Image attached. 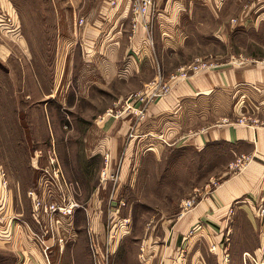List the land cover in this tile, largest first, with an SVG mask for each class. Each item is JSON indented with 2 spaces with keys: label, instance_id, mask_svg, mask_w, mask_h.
Returning a JSON list of instances; mask_svg holds the SVG:
<instances>
[{
  "label": "crops",
  "instance_id": "crops-1",
  "mask_svg": "<svg viewBox=\"0 0 264 264\" xmlns=\"http://www.w3.org/2000/svg\"><path fill=\"white\" fill-rule=\"evenodd\" d=\"M7 2L0 0L4 7ZM153 6L144 18L134 16L132 0H60V6L50 8L60 15L55 39L60 62L70 63L67 93L124 98L157 77L168 81V94L146 108L143 120L137 125L127 120L119 128L126 134L133 125L140 147L134 148L135 140L128 146L124 175L132 157L163 163L173 159L180 167L222 147L230 168L240 158L248 160L174 220L173 237L179 244L167 248L162 264H212L207 244L225 238L232 258L224 264H244L246 253L264 260V217L258 216L264 205V57L254 50L246 53L248 44L264 45L255 36L264 26V0H155ZM74 14L77 21H72ZM190 51L197 53L192 59L186 56ZM192 60L205 62V68L189 74L190 68L180 65ZM166 165L157 163L158 173ZM162 180L150 188H163ZM160 215V221L170 219L166 212ZM81 228L74 231L73 246L66 243L53 253V240L45 242L50 262L85 264ZM192 231L193 237L186 239ZM17 238L0 245V264H46L33 236L21 231Z\"/></svg>",
  "mask_w": 264,
  "mask_h": 264
},
{
  "label": "rangeland",
  "instance_id": "rangeland-1",
  "mask_svg": "<svg viewBox=\"0 0 264 264\" xmlns=\"http://www.w3.org/2000/svg\"><path fill=\"white\" fill-rule=\"evenodd\" d=\"M8 2L0 9L15 32L0 27V223L5 230L0 226V245H10L12 238L18 240L19 233L26 232L33 236L46 264H55L45 254L49 250L45 242L53 240L49 245L53 253L66 243L73 246L76 228L81 226L85 264H162L167 248L179 244L173 237L174 220L192 210L205 192L210 193L229 176L228 171L240 169L246 160L230 168L222 147L209 157L198 156L195 164L183 161L180 167L173 159L163 163L132 157L130 171L124 175L128 146L135 140L134 148L140 147L133 125L126 134L119 128L127 120L133 119L135 125L143 120L146 108L168 94V81L157 77L141 92L124 98L77 90L68 94L64 82L70 63L60 62L59 44H55L60 15L50 9L60 6V0ZM72 17L77 21L78 14ZM255 36L264 44V26ZM252 50L264 57V45L248 44L246 53ZM196 54L190 51L186 56L192 59ZM193 65L205 62L192 60L180 66L190 68V74L195 72ZM114 152L116 158L110 157ZM157 163L167 165L158 173ZM159 177L164 187L152 190ZM165 212L170 219L160 221ZM193 232L185 238H192ZM227 241L208 242V262H230Z\"/></svg>",
  "mask_w": 264,
  "mask_h": 264
},
{
  "label": "built area",
  "instance_id": "built-area-1",
  "mask_svg": "<svg viewBox=\"0 0 264 264\" xmlns=\"http://www.w3.org/2000/svg\"><path fill=\"white\" fill-rule=\"evenodd\" d=\"M219 1H223V0H219ZM155 0H132V5H133V13H135L138 16H144L145 14L148 13L149 9L154 5ZM111 5H114V2L110 3ZM9 18H11L10 15H8ZM234 22V21H233ZM79 25H83V20H79L78 22ZM5 26H9L10 29H6V30H10V33L15 32L14 31V27L12 25V22L10 20L6 19V16L4 14V12L0 9V27L1 28H5ZM205 67V65H193L192 70L193 71H198L200 69H203ZM182 77H186L185 74L182 75ZM243 160H248L247 158H240L237 160V164L241 163ZM237 164L235 166H237ZM189 204V203H188ZM53 206H55V204H52ZM74 208V207H72ZM54 207H51L49 210L54 211ZM47 210V209H46ZM64 213L66 214H70V211H66L65 209H61ZM258 216L259 217H264V205L259 206L258 208ZM243 262L244 264L246 263H250V264H264V260L263 259H257L254 255H249V254H244L243 255Z\"/></svg>",
  "mask_w": 264,
  "mask_h": 264
}]
</instances>
